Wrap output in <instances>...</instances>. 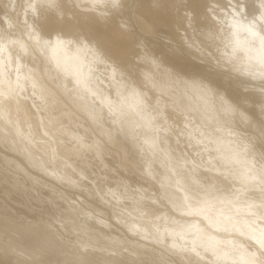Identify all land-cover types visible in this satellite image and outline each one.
I'll return each mask as SVG.
<instances>
[{
	"label": "bare ground",
	"instance_id": "1",
	"mask_svg": "<svg viewBox=\"0 0 264 264\" xmlns=\"http://www.w3.org/2000/svg\"><path fill=\"white\" fill-rule=\"evenodd\" d=\"M4 1L12 12H20L28 27L29 42L49 61L53 72L46 76L54 75L60 88H66L63 92L77 95L91 107L89 115L95 116L93 119L101 121V107L102 114L108 115L105 120L112 125L109 131L117 135L120 130V136L126 133L142 152L146 175L163 179V199L183 213L176 217L166 208L168 211L161 215L171 219L172 225L154 221L151 234L149 225L134 220L131 231L140 229L145 239L152 237L157 244L163 241L173 248L167 246L171 252L197 255L208 264H264V203L258 204L264 202V195L244 189L264 184V0H190L189 4V0ZM173 15L176 28L166 26V19ZM6 20L7 25H15ZM165 26L171 29L175 43L166 40L165 45L149 33L163 35ZM9 44L20 45L23 52L31 50L20 37H8L4 42L0 39V93L6 88V97H12L13 91L22 95L28 82L31 91L40 88L35 91L38 99L50 106L32 69H22L20 58L14 71L7 66ZM196 57L214 61L221 68ZM159 67L168 69L165 78L161 79ZM149 87L158 91V96ZM21 99L24 105L25 97ZM230 101L231 107L227 104ZM182 111L184 118L178 119ZM62 119L56 120L58 126ZM82 131L72 133L76 141L80 137L87 140L80 142L81 147L75 142V148L93 144ZM185 131L194 141L184 142L177 136ZM196 142L203 147L199 156L189 153L187 147ZM97 144L93 150L99 154H94L102 157ZM202 156L207 158L206 163L198 164L196 157L203 160ZM233 175L239 181L231 184L240 187L231 189L234 193L224 188ZM201 180L206 185L199 183ZM196 183L202 186L199 192ZM210 187L215 189H207ZM201 193L205 197L200 198ZM111 195L121 201L126 197L117 190ZM138 197L156 202L130 198L139 211L159 205L157 198L142 189ZM209 198L212 200L201 202Z\"/></svg>",
	"mask_w": 264,
	"mask_h": 264
},
{
	"label": "rangeland",
	"instance_id": "2",
	"mask_svg": "<svg viewBox=\"0 0 264 264\" xmlns=\"http://www.w3.org/2000/svg\"><path fill=\"white\" fill-rule=\"evenodd\" d=\"M189 3L190 0L187 1V4ZM0 5V39L4 42L8 37L16 36L29 44L26 32L28 27L24 25L25 21L22 20L20 12L18 14L12 12L4 0H0ZM173 7H171L172 10L175 9ZM6 18L13 21L15 25H7ZM180 20L182 21L181 18ZM166 21H168L166 26L176 28V16L173 15ZM166 26L163 35L158 32H147L155 34L156 40H163L162 43L165 45H167L166 40L175 43L171 29ZM198 37L204 41L202 34H198ZM149 40L150 38L147 37V41ZM29 47L31 50L27 53L20 49V45L10 46L9 44L10 58H7V66L14 71L20 58L24 62L22 69L30 71L32 69L43 85L41 93L50 106H45L46 102L38 99L35 91L40 88L35 87L31 91L28 82L25 84L26 90L22 95L14 94L13 91L11 92L13 98L6 97L5 92H9L6 88L4 93H0L2 100H0V264H208L203 259H197V255L194 254V256H185L176 250L171 252L173 248L165 245L163 241L157 244L152 237L145 239L140 229L136 232L131 231L132 221L139 220L144 225H149L153 234L154 221L172 225L171 219L163 218L162 211L170 210L176 217L183 213L172 209L163 199L160 184L163 179L158 177V180H155L146 175L144 161L141 159L142 152L136 149L133 142L126 137V133L120 136L118 135L120 130H117V135L109 131V126L112 125L105 120L108 115L102 114L101 107L99 108L101 121L93 119L95 116L89 115L91 107L86 103L83 104L77 95L63 92L62 90L66 88L63 86L60 88L54 75L46 76L47 72L50 73L53 70L50 69L49 61H46L39 48L33 43H30ZM162 51L166 50L162 48ZM196 58L199 61L206 60ZM202 62L220 67L214 61ZM158 73L162 75V79L169 72L167 68L159 67ZM140 85L146 86L144 82ZM149 89L153 95L158 96V91L151 87ZM26 94L32 97L33 102L27 98ZM21 97H25L24 105L21 104ZM15 98L18 99L19 106L16 105ZM88 102L91 101L88 100ZM230 103L231 101L227 104L231 107ZM25 111L29 112L31 117L28 118ZM61 116L63 119L59 127L56 120ZM177 116L180 119L184 116V112H179ZM51 121H55V124ZM224 121L227 123L226 119ZM102 123L104 124L101 125ZM172 128L175 131L178 130L176 124H172ZM182 128L186 129V127ZM80 131L85 133L84 135L93 144H85V148L73 147L75 142H77L76 146L81 147L80 142L86 140L85 137H80L76 141L72 136V133L79 134ZM249 135L247 134L248 137ZM177 136L184 142L194 141L193 135H189L188 131L179 132ZM61 138L66 142H62ZM94 143H99L97 145L100 149L102 148V157L95 155L99 153L93 150L96 147ZM197 143L187 146L189 153L192 151L194 156H199L200 151H203L202 144ZM67 144L72 148H69ZM183 154L186 155L185 152ZM202 157L203 160L196 157L198 164L206 163L207 158ZM138 160L141 161L140 165ZM188 179L187 181L190 180ZM238 181L233 175L227 180L224 188L229 192L231 189L239 190V186L231 184H236ZM200 182L202 185L205 184L202 180ZM262 183L259 182L260 187L253 185L249 188L246 186L244 189L258 191L264 195ZM114 187L120 195L126 196L122 200L126 201L125 204L120 198L117 199L111 195L116 191L112 189ZM139 187L158 199V207L148 208L146 211H139V208H136L135 202L131 199L140 198L138 197L141 191ZM195 189L199 192L202 186H196ZM207 189H215V187ZM111 190L114 193H111ZM231 192L234 193V191ZM199 195L200 198L205 197L202 193ZM140 200L145 202L149 199L142 197ZM210 200L212 199H202L201 202ZM235 200L237 199L233 198V201ZM149 201L153 204L155 202L154 199ZM238 202L242 201L238 200ZM260 203L264 202L258 204ZM145 212L148 216L143 218ZM185 216L188 219L192 218ZM257 259L261 258L257 257Z\"/></svg>",
	"mask_w": 264,
	"mask_h": 264
}]
</instances>
